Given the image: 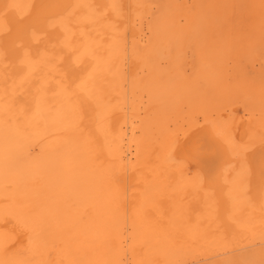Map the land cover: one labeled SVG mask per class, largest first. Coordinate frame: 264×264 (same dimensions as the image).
Instances as JSON below:
<instances>
[{
    "label": "bare ground",
    "instance_id": "6f19581e",
    "mask_svg": "<svg viewBox=\"0 0 264 264\" xmlns=\"http://www.w3.org/2000/svg\"><path fill=\"white\" fill-rule=\"evenodd\" d=\"M212 1L213 0H211V2ZM204 2L206 4L209 3L206 1ZM140 3L137 0H0V231H5L4 234L0 233V247L5 245L4 242L7 241L8 236L11 235L10 238L12 239L10 241H12V243L10 242V247L12 245L18 248L27 245V247L32 246V249H37L41 254L43 253L42 251H47L46 249L50 247L52 243L51 239L48 238L49 240H40L39 242L30 241L28 235L31 234L30 236L32 237V235L36 234V231L32 229L34 228L32 221L50 220V223H52L54 221L58 222L63 216H66L68 212L75 214V212L73 213V209L72 212H70L71 210L68 211L69 207L67 205L69 203L91 205L98 202L97 204L99 205L96 204L97 206L109 203L113 205L111 211L114 212V205H121L123 208L127 206L125 209L129 208L130 205H139L140 211L136 213L134 217L138 219L137 221H140V223L138 222L139 228L134 229L136 230V240L142 244L140 245L142 247L138 246L142 249L144 245L146 249L147 246L150 248V246H152L150 244L154 243L150 240L157 237L161 240L158 243H154L159 245L158 250H160L161 253L170 255L175 254L177 250L176 247L182 249L178 246L179 242L176 243L173 241V237L178 238L184 236L193 240L194 237H196L201 243H204V245L206 243L208 244L211 239L212 241L215 239L216 242L217 239H220L223 240L224 243L225 241L228 242V239L230 240L233 237L236 238L238 234L245 231L247 225L241 224L242 222L240 223V219L249 208L256 219L264 218L263 139L259 137V139L262 140L259 141L256 139V141H254V138L251 136L253 141L249 138L248 140H250V142H248V145L241 146L240 142L249 134V132L247 133L248 129L244 131L245 127L243 128V124L240 122L241 120L237 123L233 122L234 125L230 128V124L224 123L220 118L213 119L210 115L209 118H207L208 116L206 119L202 118L203 120L201 123H196V120L194 123L190 121L187 122L182 118L187 123L184 125L183 122H181L183 125L176 127L179 121L173 119H176L174 114L178 106L175 107V110L172 107V104H174L172 101H179L180 99H176L175 97L185 93L186 90L189 91L187 89L188 82L186 75L182 77V81L179 84L173 83L171 82L172 80L169 81V71L167 72L166 69L162 68L157 63L152 64L151 61H148L147 64L150 62L152 64L150 65L151 70H148V73L142 77L136 72L138 65L133 62L134 58L132 57V62L129 63L127 69L125 68L124 60L126 58V52L130 49L127 48L128 40H130V42L131 40H138L139 43V40L142 41L145 37L142 38L141 31L133 24L137 11L139 12L141 8L144 9L140 7ZM212 3L215 5L217 1ZM202 5H200L201 8L203 7ZM210 5L212 6L211 3ZM207 7L209 10L210 6H208V4ZM214 8H216V6ZM216 9L213 10L216 11ZM222 9L224 8L222 7ZM161 11L165 12V9ZM223 14L224 13H222L221 17ZM145 16L147 17V15ZM209 16H212V14ZM159 18V20H165L168 16L167 18L165 17V19ZM212 21L213 19L211 23ZM214 21L213 23H215ZM224 22L227 23V21ZM227 24L230 25V23ZM156 25L159 24L156 23ZM199 25H201V23ZM216 25L218 24L216 23ZM165 26L168 27L167 25ZM154 27L152 28L153 30ZM172 27L173 26H171V28ZM192 27L194 28V26ZM208 27H210V25ZM171 28L168 27L166 29L170 30ZM214 28H216V26ZM162 30L164 33V29ZM228 30V32H230L229 28ZM159 31H161V29H159ZM192 31L194 33V30ZM225 31L223 30V32ZM181 34L183 35V33ZM227 34L229 35V33ZM262 34L264 33L261 31V35ZM198 36L196 35V37ZM226 36H224V38ZM170 38L171 37L168 36V39ZM226 39L227 37L225 40ZM218 40L216 41L219 43L220 40ZM179 41L181 42L180 39ZM162 42L166 44L165 41ZM151 43L152 42H150V44ZM209 43L211 42L209 41ZM220 43L218 45H221ZM152 44L155 43L153 42ZM203 44L206 43L204 42ZM203 44H200V46ZM177 45L178 44L175 43V46ZM217 47L215 45L214 48L218 50L219 48L217 49ZM126 48L128 49L127 51ZM179 50L181 52L182 49L179 48ZM185 50H183V52H185ZM148 51L149 50H146L144 54ZM210 54L217 53L213 52ZM219 55L221 56V52ZM201 56H203L202 53ZM141 57L140 60L142 59ZM210 57L209 55V58ZM173 58L175 59V57ZM177 58L178 57H176V59ZM216 58H214L213 55L215 61L217 60ZM161 60L164 59L161 58ZM154 62L155 61H153V63ZM159 62L161 61H158V63ZM219 62H221L220 59ZM180 64L178 65L180 66ZM202 64L203 66L205 65L204 63ZM198 66L200 67L201 65ZM218 66L220 65L218 64ZM194 67L196 68L195 65ZM203 68H205V66ZM203 68L199 69V71ZM207 68L208 67H206V69ZM135 73L138 74L139 79L137 77V79L135 78ZM200 74L201 73H199V75ZM212 74H214V72H212ZM214 75L216 77V74ZM228 75L230 74L228 73ZM201 78L199 77V79ZM207 78L209 79V76H207ZM244 78H246V76ZM247 78L249 79V77ZM207 81L210 82L209 80ZM212 82L213 81H211V83ZM192 83L190 86H192ZM217 84L219 85V83H216V86ZM239 89L241 90V87ZM197 90L195 89L196 93ZM244 91H246V88ZM225 92H228L229 95V90ZM206 94H208V92ZM230 95L233 94L231 93ZM143 97H146V100L142 101ZM201 97H203V95ZM173 98H175V100H173ZM236 101L238 102V100ZM182 102H184V100ZM245 102L252 103L251 100ZM191 103L192 102H190V104ZM204 104L206 103L204 102ZM245 105L247 106V104ZM200 106L201 105H199V107ZM209 106L211 105L209 104ZM204 107L202 109H204ZM214 108L217 109L216 105ZM262 108L264 109V106ZM179 109L180 108H178V111ZM202 109L200 108L199 110ZM213 110L214 109H212V111ZM253 110H255V108ZM178 111H176V113H178ZM259 111L262 112L263 110ZM231 112L232 114L233 112L236 113L235 111ZM256 112L259 113L258 111ZM253 113H255V111ZM253 113H251L252 116ZM184 114L185 113H183V116ZM181 115L182 112L180 116ZM191 115L195 116L194 114ZM227 117L223 116V118ZM163 121L165 125L162 124ZM169 123L175 125V129H170V131ZM178 125L181 124L178 123ZM261 126H264V124ZM260 128L259 130L261 133L263 127ZM253 130L256 131L254 127L252 128V131ZM257 137L258 136H256V138ZM159 138H161V141H159ZM245 142H247V139ZM239 170H242V172L244 171L242 175L239 174ZM180 180L183 186H179L185 187L186 189L189 188L192 194L186 190L180 197L177 192L176 198L170 191H165L164 188H162L163 191L159 189L161 183H172L173 181ZM241 180L244 182L242 185ZM127 187H137L140 193H135L136 191L133 192L135 190L133 188L128 194V197L125 198L124 188ZM121 192H123V198L118 196V193ZM176 201H179L177 202L179 204H177ZM100 202L102 204H100ZM91 207L92 206H90V208ZM94 207H96L95 204ZM102 207L105 208L106 206L102 205ZM79 208H81V205ZM96 208L102 209L101 207ZM81 210L83 211L85 209ZM81 210L77 209L74 211L78 212ZM92 211L93 210H91V212ZM87 212L90 216L91 212L86 211V213ZM107 213L109 212L107 211ZM71 214H69V216ZM118 216L116 219L117 221L119 219ZM256 221L255 224H261L258 223V220ZM79 223L77 222V224ZM134 223H136L135 220ZM251 223L253 227L254 222L251 221ZM58 224L59 222L57 225ZM104 224L102 225L104 226ZM187 224H192V226L188 227ZM74 225H76V223ZM74 225L71 224L72 227ZM94 225L96 226V224ZM98 225L97 228L101 227H98ZM260 227L262 228V226ZM67 228H64V230ZM73 228H75V226ZM76 228L78 229L80 227ZM89 228L92 227L90 226ZM129 228L130 227H128V229ZM59 230L60 232L63 231V229ZM68 231L70 232V230ZM71 231L76 232L77 230L73 229ZM70 234L72 233L70 232ZM155 234H158L159 237L157 235L155 236ZM37 235L38 234H36L35 237H37ZM62 235L61 238L63 237V240L64 236ZM98 235L102 237L100 233ZM251 235L247 238H250ZM65 236L68 239V236ZM242 236H244V234ZM27 237L29 238L28 242ZM51 237L53 238V236ZM54 237L56 236L54 235ZM145 237L148 239L146 244L144 243ZM74 238H72V240ZM79 238L75 239L79 240ZM90 238L93 237L90 236ZM95 238L96 237H94V241ZM133 238L132 241L135 239ZM243 238L246 239L245 236ZM78 240H76V242ZM106 242L108 241L106 240ZM58 243H60L59 240ZM188 243L190 242H186V244ZM134 244L136 245L135 242L133 245ZM212 244L213 243H211V245ZM76 245H74V247ZM118 245L117 247L115 246L116 249ZM204 245H201V248H199L200 245H197L201 252L202 246ZM222 245L220 248L223 247ZM7 246L9 247V245ZM62 247L64 248V245H62ZM154 247L156 248L157 246ZM133 248L134 247H132V249ZM22 249L24 248L22 247ZM123 249L122 251H125ZM97 250L98 248L90 247V249L87 250L90 253L88 257L95 259V261H100L102 264H116L119 262L117 261L118 255L116 256L117 259L116 257L114 259V254L112 255L109 250L103 254H99ZM30 251L32 250L30 249ZM136 251L135 247L134 254L137 253ZM140 252L141 251L138 253L140 254ZM189 253L192 254L190 251ZM194 253L195 252H193V255H195ZM199 253L200 251H198V254ZM139 254H136V258H138L137 262L142 259L141 256L143 254H140V257L138 256ZM185 254L180 256L182 257L184 255L183 257H185ZM119 255L122 256L123 253L120 254L119 252ZM66 257H64L65 260L62 259V262L67 261ZM153 258L151 257V259ZM161 258L162 255L160 256V259ZM143 259H145L144 256ZM20 260L21 259H19V261ZM41 260L42 258L40 261ZM115 260L117 261L116 263ZM133 260H135V257ZM33 263L34 262H32V264ZM140 263L142 262L138 264ZM17 264L22 263L18 262Z\"/></svg>",
    "mask_w": 264,
    "mask_h": 264
},
{
    "label": "rangeland",
    "instance_id": "374dc122",
    "mask_svg": "<svg viewBox=\"0 0 264 264\" xmlns=\"http://www.w3.org/2000/svg\"><path fill=\"white\" fill-rule=\"evenodd\" d=\"M139 1V3L141 4L140 7H143L144 9H140L139 12L137 11L136 13V17H134V26L136 28H138L140 31H141V34H142V38L143 40L140 41L139 40V43H138V40H128V44H127V48L130 50H128L126 48V58L124 60V64H125V68L127 69L128 66H129V63L132 62V58L133 59V62L137 63V73L139 74V76H144L145 74L148 73V70H151L150 69V65L152 64H155L157 63L159 66H161L162 68L166 69L168 74H169V81L173 82V83H180L182 81V77L186 75V79H187V89L189 91L186 90L185 93H182V94H179L177 95L175 98L177 99H180L179 101L175 100V98H173V100L177 101H172L174 104H172L173 108L175 109L176 106H178L175 110L178 111V108L182 109L178 111V113H176L175 111V115L174 114V117L176 119H173V120H177L179 121L178 123H180L181 125H178V123L176 124V127H179V126H182L183 124L185 125V123L187 122H191V123H194L195 120H196V123H201L203 119H206L209 118L210 116L213 118V119H222V121L224 123H228L230 124V128H232L234 125V123H237L239 122H242L243 124V128H244V131L247 130V133L249 132V134H247V136H245L243 138V140L240 142V145L241 146H246L248 145V142H250V140H248L249 138H251V140L254 138V141L257 140H262L263 139V143H264V126H261L264 124V109L262 108L264 106V34L261 35V31L262 33H264V0H213L212 2H216L215 5L211 2V0H143V3H142V0H137ZM209 2L207 3L209 7V10H208V7H207V4L204 2ZM219 1V2H218ZM224 3H223V2ZM257 1V3H256ZM259 1V2H258ZM152 2V3H151ZM156 2V3H155ZM158 2V3H157ZM170 2V3H168ZM203 5H202V3ZM180 3V4H179ZM196 3H197V6H196ZM200 3V4H199ZM210 3L212 4V6L210 5ZM148 4V5H147ZM157 4V5H156ZM183 4V6H182ZM206 4V6H205ZM224 4V5H222ZM159 5V6H158ZM163 5V7H162ZM166 5V6H165ZM175 5V7H174ZM194 5V6H193ZM199 5V7H198ZM200 5H202L203 7L201 8ZM221 5V6H220ZM165 6V7H164ZM173 6V7H172ZM216 6V8H214ZM147 7V8H146ZM192 7V8H191ZM197 7V8H196ZM213 9H216L217 11V14H216V11L213 10ZM222 7L224 9H222ZM149 8H152V9H149ZM211 8V9H210ZM160 9V10H158ZM165 9V12L164 11H161V10H164ZM170 9V10H169ZM176 9V11H175ZM188 9V10H187ZM201 11H199V10ZM205 9V10H204ZM222 9V10H220ZM145 10V11H144ZM156 10V11H155ZM179 10V11H177ZM181 10V11H180ZM183 10H184V13H183ZM213 10V11H212ZM143 11V12H142ZM149 11V12H148ZM206 11V12H205ZM148 14H147V13ZM188 12V13H187ZM196 12H197V15H196ZM200 12V13H199ZM212 14V16H209ZM214 12V13H213ZM164 13V14H162ZM178 13V14H177ZM199 13V14H198ZM223 14V18L221 17V15ZM157 16H156V15ZM176 14V16H175ZM186 14V15H185ZM209 14V15H208ZM219 14V16H218ZM258 14V15H257ZM147 15V17L145 16ZM161 17V19H165V17L168 18L165 19V20H159L160 18L158 17ZM171 15V16H170ZM204 15V16H203ZM151 16V17H150ZM155 16V17H154ZM164 16V17H163ZM199 16V18H198ZM204 18H203V17ZM214 16V17H213ZM216 16V17H215ZM153 17V18H152ZM195 17V19H194ZM203 19H202V18ZM172 18V19H171ZM176 18V19H175ZM183 18V19H182ZM194 20H193V19ZM205 18H206V21H205ZM223 21H222V19ZM155 19V20H154ZM174 19V20H173ZM180 19V21H179ZM185 19V20H184ZM197 19H200V20H197ZM213 19V21L215 23H213L214 27L216 26V28L213 27L212 23H211V20ZM219 19V20H218ZM221 19V20H220ZM225 19V20H224ZM146 20V21H145ZM149 20V21H147ZM167 20V21H166ZM197 20V21H196ZM204 20V21H203ZM218 20V21H216ZM155 21V22H154ZM194 21V22H193ZM208 21V22H207ZM224 21H227V23H230L227 24L226 22ZM144 22V23H143ZM180 22V23H179ZM223 22V23H222ZM153 23H154V26H153ZM156 23H158L159 25H156ZM162 23V24H160ZM201 23V25H199ZM209 23V24H208ZM216 23L219 25H216ZM171 24V25H170ZM182 24H183V27H182ZM194 24V25H193ZM210 25V27L207 26ZM223 24V25H222ZM235 24V25H233ZM139 25V26H138ZM147 25V26H146ZM165 25H167L168 27L171 28V26H173L170 30L166 29L168 27H166ZM175 25V26H174ZM178 25V26H177ZM181 25V26H179ZM160 26V27H159ZM194 26V28L192 27ZM219 28H218V27ZM143 27V29H142ZM148 27V28H147ZM154 27V30L152 29ZM166 27V28H165ZM181 27V28H179ZM192 27V28H191ZM199 27V29H198ZM201 27V28H200ZM205 28V31H204V28ZM156 28H159L161 29V31H159V29H156ZM187 28V29H186ZM228 28L230 29V32H228ZM241 28V29H240ZM164 29V33L162 32ZM221 29V30H220ZM234 29V31H233ZM147 30V31H146ZM180 30V31H179ZM183 30V31H182ZM189 32H188V31ZM194 30V33L198 36L196 37V35L193 33ZM199 30V31H198ZM208 30V31H207ZM212 30V31H211ZM223 30L225 32H223ZM158 31V33H157ZM233 31V32H232ZM192 32V33H190ZM199 32V33H198ZM213 32V33H212ZM218 32V33H217ZM232 32V33H231ZM238 32V33H237ZM146 33V34H145ZM149 33V34H148ZM156 33V34H155ZM162 33V34H161ZM183 33V35L181 34ZM229 33V35L227 34ZM233 33H234V36H233ZM169 34V35H168ZM181 34V35H180ZM190 34V35H189ZM221 36H220V35ZM227 34V36H226ZM232 34V36H231ZM258 34V35H257ZM147 35V36H146ZM155 35V36H154ZM171 37L170 39H168V36ZM171 35V36H170ZM192 35V36H191ZM215 38H214V36ZM238 35V36H237ZM257 35V36H256ZM154 36V37H153ZM181 36V37H180ZM202 36V37H200ZM204 36V37H203ZM213 36V37H212ZM224 36L227 37V39L225 40ZM262 36V37H261ZM210 37V39H209ZM220 40H218L217 38ZM239 37V38H238ZM248 37V38H247ZM155 38V39H154ZM163 38V39H162ZM188 38H189V41H188ZM193 38V39H192ZM195 38V39H194ZM200 38V39H199ZM175 39V40H174ZM179 39L181 40V42L179 41ZM188 43H187V41ZM192 39V40H191ZM212 39H215V40H212ZM237 39V40H236ZM247 39V40H245ZM146 40V41H145ZM179 42H178V41ZM203 40V41H202ZM206 40V41H205ZM218 40L219 43L221 45H218L219 43L216 41ZM133 41V42H132ZM144 41V42H143ZM157 41V42H156ZM162 41H165V43H163ZM186 41V43H185ZM208 41V42H207ZM209 41L211 43H209ZM137 42V43H135ZM142 42V43H141ZM150 42H154L155 44H150ZM169 42V43H168ZM171 42V43H170ZM206 43V44H203V43ZM230 42V44H229ZM132 43V44H131ZM141 43V44H140ZM144 43V44H143ZM148 43V44H147ZM161 43V44H160ZM175 43L178 44L177 46H175ZM184 43V44H183ZM199 43V44H198ZM213 43H216V44H213ZM218 43V44H217ZM181 44V45H180ZM187 44V45H186ZM200 44H203L200 46ZM132 45H133V48H132ZM141 45V46H139ZM152 47H151V46ZM172 45V46H171ZM180 45V46H179ZM185 45V47H184ZM208 45V46H207ZM217 47L218 50H216L214 47ZM150 46V47H148ZM200 48H199V47ZM204 46V47H203ZM206 46V47H205ZM210 46V48H209ZM212 46H213V49H212ZM221 46V47H220ZM139 47V48H138ZM141 47V48H140ZM158 47V48H157ZM159 47H160V50H159ZM166 47V48H165ZM170 47V48H169ZM225 47V48H224ZM134 48H135V51H134ZM149 48V49H148ZM163 50H162V49ZM165 48V49H164ZM180 49L181 52H180ZM138 49V50H136ZM172 49V50H171ZM186 49V50H185ZM211 49V50H210ZM146 50H149L146 54H144V52ZM159 50V51H158ZM171 50V51H170ZM175 50V51H174ZM183 50H185V52H183ZM216 50V52H215ZM221 50V51H220ZM140 51V52H139ZM159 53H158V52ZM165 51V52H164ZM204 53H203V52ZM218 51V52H217ZM230 51V52H229ZM245 51V52H244ZM132 52V53H131ZM139 52V53H138ZM151 52V53H150ZM164 54H163V53ZM168 52V53H167ZM180 52V53H179ZM217 53V54H210V53ZM221 52V56L219 55ZM143 53V54H141ZM167 53V54H166ZM175 53V54H174ZM183 53L184 54V57H183ZM201 53L203 56H201ZM230 53V54H229ZM128 54V55H127ZM135 54V56H134ZM139 54V55H138ZM166 54V55H165ZM187 54V55H186ZM200 56H199V55ZM211 56L209 58V55ZM129 55H132V56H129ZM163 55V56H162ZM181 55V56H180ZM207 57H205V56ZM213 55H214V58L218 57L220 59L221 62H219V59L216 58L217 60L215 61V59H213ZM137 56V57H136ZM143 56V57H141ZM146 56V58H145ZM150 56V57H149ZM152 56V57H151ZM154 56V57H153ZM164 59V60H161V58ZM165 56V57H164ZM179 56H180V59H179ZM220 56V57H219ZM248 58H247V57ZM132 57V58H131ZM140 57L142 58L141 61L140 60ZM148 57V58H147ZM164 57V58H163ZM168 57V58H167ZM175 57V59L173 58ZM176 57H178L176 59ZM203 59H202V58ZM141 61H139L138 60ZM160 58V59H159ZM172 58V59H171ZM184 58V59H183ZM222 58V60H221ZM224 58V59H223ZM146 59V60H145ZM148 59V60H147ZM210 59V61H209ZM187 60V61H186ZM227 60V61H226ZM128 61V62H127ZM148 61H151L150 63L147 64ZM153 61H155L153 63ZM158 61H161L158 63ZM164 61V62H162ZM167 61V62H166ZM177 61V62H176ZM186 63H184V62ZM199 61V62H198ZM214 61V62H213ZM175 62V63H174ZM179 62V63H178ZM196 62V63H195ZM199 64H198V63ZM220 66H218V64ZM128 63V65H127ZM139 63V64H138ZM174 63V64H173ZM182 63V64H180ZM204 63L205 65V68H203V64ZM215 63V64H214ZM161 64V65H160ZM177 64V65H176ZM180 64V66L178 65ZM140 65V67H139ZM145 65V67H144ZM173 65V66H172ZM194 65L196 66V68L194 67ZM198 65H201L200 67ZM175 66V67H174ZM192 66V67H191ZM198 66V67H197ZM212 66V67H211ZM179 67V68H178ZM206 67H208L206 69ZM211 67V68H210ZM168 68V69H167ZM203 68L202 70L199 71V69ZM209 68H210V71H209ZM214 68V69H213ZM139 70V71H138ZM146 70V71H145ZM180 70V71H178ZM208 70V71H206ZM170 71H176L175 73L174 72H170ZM178 71V72H177ZM187 71V72H186ZM212 72H214V74H216V77L214 74H212ZM135 73V78L137 77L139 79V76L138 74ZM142 73V74H141ZM173 73V74H172ZM177 73V74H176ZM187 73V74H186ZM199 73H201L199 75ZM211 73V74H209ZM228 73L230 75H228ZM245 73V74H244ZM171 74V75H170ZM233 74V75H232ZM180 75V76H179ZM192 75V76H191ZM205 75V76H204ZM178 76V77H177ZM201 79H199V77ZM207 76H209V79L207 78ZM246 76V78H244ZM175 77V78H174ZM225 77V78H224ZM228 77V78H227ZM249 77V79L247 78ZM136 78V79H137ZM211 78V80H210ZM213 78V79H212ZM176 79V80H174ZM203 79V80H202ZM220 79V80H219ZM224 79V80H223ZM247 81H246V80ZM174 80V81H173ZM178 80V81H177ZM197 80H198V84H197ZM205 80V81H204ZM207 80H209L210 82H208ZM193 83H192V82ZM211 81L213 82L211 83ZM218 81V82H217ZM221 82V83H220ZM192 83V86H190ZM216 83H219V85L217 84L216 86ZM211 84V85H210ZM237 86H236V85ZM199 85V86H198ZM235 85V86H234ZM243 85V86H242ZM198 86V87H197ZM213 86H216V87H213ZM223 86V87H222ZM233 86V87H232ZM241 87V90L239 89ZM202 87V88H201ZM213 87V88H212ZM219 87V88H217ZM242 87H245L246 88V91L245 88H242ZM209 88V89H208ZM224 88V89H223ZM251 88V89H249ZM195 89L197 90V93L195 91ZM210 91H208V90ZM244 89V90H243ZM200 90V91H199ZM208 94H206L207 92ZM224 90V92H223ZM229 90V95H228V92H225V91H228ZM237 90H240V91H237ZM252 90V91H251ZM192 91V92H191ZM194 91V92H193ZM212 91V92H211ZM217 91V92H216ZM191 92V93H190ZM199 92V93H198ZM204 92V94H203ZM247 92V93H245ZM196 93V94H195ZM203 97H201L202 95ZM233 94V95H230V94ZM238 93V94H237ZM243 93V94H242ZM194 94V95H193ZM206 94V95H205ZM226 94V95H225ZM234 94H235V97H234ZM243 96H241V95ZM247 94V95H246ZM250 94V95H249ZM263 94V95H262ZM183 95V96H182ZM200 95V96H198ZM255 95V96H254ZM180 96V97H179ZM194 96V97H192ZM209 96V97H208ZM212 96V97H211ZM218 96V97H217ZM183 97V99H182ZM229 97V98H228ZM238 97V98H237ZM240 97H241V100H240ZM201 98V99H200ZM215 98V99H214ZM220 98V99H219ZM246 98V99H245ZM251 100L252 103L250 102H245V101H250L249 99ZM262 98V99H261ZM203 99V100H202ZM205 99V100H204ZM146 100V97H143L142 98V101ZM184 100V102H182ZM217 100V101H216ZM238 100V102L236 101ZM186 101V102H185ZM201 101V102H200ZM209 101V102H208ZM213 104H212V102ZM234 101V102H232ZM260 101V102H259ZM262 101V103H261ZM146 102V101H145ZM184 104H182V103ZM190 102H192L190 104ZM204 102L206 104H204ZM228 102V103H226ZM232 103V106H231V103ZM176 103V105H175ZM188 103H189V106H188ZM199 103V104H197ZM216 103V104H215ZM225 103V104H224ZM247 104V106L245 104ZM256 105H255V104ZM258 103V104H257ZM261 103V104H260ZM181 104V105H180ZM209 104L212 106H209ZM216 105V108L215 109V105ZM219 104V105H218ZM235 104V105H234ZM249 104V105H248ZM260 104V105H259ZM199 105H201L199 107ZM228 105V106H227ZM255 105V106H254ZM180 106V107H179ZM193 106V107H192ZM196 106V108H195ZM205 106V107H204ZM208 106V107H207ZM250 106V107H249ZM262 106V107H261ZM191 109H189V108ZM204 107V109H202ZM237 107V108H236ZM249 107V109H248ZM194 110H193V109ZM202 109V110H199V109ZM207 108V110H206ZM223 108V109H222ZM251 108V109H250ZM255 108V110H253ZM188 109V110H187ZM212 109H214L212 111ZM232 109V110H231ZM258 109V110H257ZM198 110V111H196ZM228 112H227V111ZM244 110V112H243ZM259 110H263L262 112H260ZM188 111V112H187ZM195 111V112H193ZM207 111V112H206ZM231 111H235L236 113L232 112ZM255 111V113H253ZM256 111H258L259 113H257ZM182 112V115L180 116ZM192 112V113H191ZM250 112V113H249ZM183 113L184 116H183ZM194 114L195 116L191 115V114ZM208 113V114H207ZM249 113V115H248ZM253 113V116L252 114ZM200 114V115H199ZM204 114V116H203ZM224 114V115H223ZM231 114V115H230ZM198 117H197V116ZM210 115V116H209ZM214 115V116H212ZM224 117H227V118H223ZM227 115V116H226ZM258 115V116H257ZM261 115V116H260ZM179 118H177V117ZM203 116V117H202ZM248 116V117H247ZM180 117H181V120H180ZM194 117V118H193ZM205 117V118H204ZM185 120H183V119ZM188 118V120H187ZM199 118V119H198ZM203 118V119H202ZM247 118V119H246ZM191 119V120H189ZM194 119V120H193ZM198 119V120H197ZM228 119V120H226ZM243 119V120H242ZM245 120V121H244ZM183 122V124L181 123ZM234 122V123H233ZM247 122V123H246ZM246 123V124H245ZM254 123V124H253ZM163 125H165V122L163 121L162 123ZM261 124V125H260ZM169 130H173L175 129V125L173 124H170L169 123ZM255 128L256 131H252V128ZM260 127H263L262 130H261V133H260V130L261 129ZM250 128H251V131H250ZM170 130V131H171ZM256 132V133H255ZM263 132V133H262ZM255 134V136H254ZM257 134V135H256ZM260 135V136H259ZM253 138H252V137ZM256 136H258L256 138ZM263 136V137H262ZM247 137V138H246ZM259 137H261L262 139H259ZM247 139V142H245V140ZM159 141H161V138H159ZM253 141V140H252ZM245 142V143H244ZM247 143V144H246ZM239 174L242 175V170H239ZM239 175V176H240ZM182 181H173L172 183L170 182H166V183H161L160 185V191H163L162 188H164L165 191H170V193L172 195H174V197L177 198V195L176 193L181 197L182 194H184L186 192V190L188 192H190V189L189 188H185V187H181L179 185H182L181 184ZM244 182L241 180V185L243 184ZM184 184V183H183ZM165 185V186H164ZM177 185V186H176ZM183 186V185H182ZM128 188V189H127ZM127 188H124V194H125V198L128 197V194L130 193V191H132V189L134 188L135 190L133 192L135 193H140L139 190H137V187H127ZM179 188V189H178ZM130 189V190H129ZM168 189V190H167ZM174 190V191H173ZM182 190V191H181ZM185 190V191H183ZM138 191V192H137ZM180 191V193H179ZM190 194H192L190 192ZM118 196L119 197H122L123 198V192L121 193H118ZM178 196V197H179ZM117 197V198H119ZM179 197V198H180ZM179 202V201H176V203ZM98 203V202H97ZM97 203H94L96 207H101L102 209L100 210V208H96L94 207V204H74V203H69L67 206L69 207L68 211L71 210L70 212H72V209H73V213L75 212V214H71V213H67L66 216H63L62 219H60L58 222H59V227L57 225V221H54L52 223H50V220H42V221H38V220H35V221H32V224L34 225V228L33 231H36L35 233L36 234H40L39 236L36 234L32 235V237L30 235H28V237H30V241L33 240L32 242H39L40 240H49L51 239L52 243L50 245V247H48L46 250L47 251H42L43 253L41 254L40 251H38L37 249L33 248L32 249V246H28L25 245L24 246H21V247H13L11 245L10 247V244L12 243V241H10L12 238L11 235L8 236V240L5 241V245H3L2 247H0V264H17L18 262L19 263H24V264H32V262L36 263V264H102L100 261H95V259H92L89 256V251H87L88 249H90V247L92 248H98V253L99 254H103L105 253L107 250H109L111 252V254L113 255L114 259L116 257L117 262L115 260V263L117 262L118 264H138L139 262H142V263H147V264H264V218H259V219H256L254 217V215L252 214V211L251 209L249 208L247 210V212L244 213L243 217L239 220L241 224L243 225H247V227L245 228V231L241 232L240 234L237 235V237H233L231 238V242L230 240L228 239V242L225 241L223 243V240H220V239H217V242L215 241V239L210 242H208V244L206 243L204 245V243H201L200 240H198V238L194 237V240L191 239V238H186L184 236H180L178 238H174L173 237V241H175L176 243H178V246L181 247L182 249H178L176 247V251H175V254L173 255H170V254H164V253H161L160 250H158L159 248V245L158 244H154V243H158L160 240V238L158 239L157 237H154L152 236L153 239H151L150 241H153L154 243H151L150 241V248H148L147 246V249L146 247L143 246V249L140 248L142 246V244H140V242L138 240H136V230L134 229H138L139 228V223L140 221H137L138 219H135V214L138 213L140 211V206L139 205H130V209L127 208L125 209L127 206H125L124 208L121 207V205H114V211H111V207L113 208V205L107 203V204H102L100 202V204H102L103 206H106L105 208L101 206H97L99 204ZM97 204V205H96ZM179 204V203H177ZM81 205V208H79ZM89 205V206H88ZM72 206V208H71ZM75 206V207H74ZM83 206V207H82ZM90 206H92L90 208ZM88 207V208H87ZM108 207V208H107ZM87 208V210H86ZM96 208V209H95ZM116 208V209H115ZM81 210V209H85L86 211H90L93 210L92 212L94 213H90V216L88 214V212L86 213L85 210H81V211H74V210ZM129 209V211H128ZM96 210V211H95ZM103 210V211H102ZM127 210V211H126ZM100 211V212H99ZM107 211L109 213H107ZM127 215H126V213ZM80 212V213H79ZM103 212V213H102ZM105 212V213H104ZM124 212V213H123ZM130 213V216L134 219H132L130 216L128 217L129 213ZM77 213V214H76ZM79 213V214H78ZM69 214H71L69 216ZM134 214V215H133ZM251 214V215H250ZM94 215V216H92ZM119 215V216H118ZM125 215V216H124ZM72 216V217H71ZM115 218H114V217ZM117 216H118V221L116 220L117 219ZM124 218L127 217V218ZM73 218V219H72ZM137 218V217H136ZM99 219V220H98ZM128 221H127V220ZM77 220V221H76ZM96 220V221H95ZM122 220V221H120ZM126 220V222H125ZM134 220L136 221V223H134ZM243 220V221H242ZM256 220H258V223H261L260 225L259 224H255V222H257ZM262 220V222H261ZM80 221V223H79ZM92 221V222H91ZM100 221V222H99ZM152 221V220H151ZM252 222H254V226L252 227ZM72 222V223H71ZM77 222L79 224H77ZM139 222V223H138ZM76 223V225H74ZM99 225H98V224ZM105 223V224H104ZM118 223H119V226H118ZM122 225H121V224ZM124 223V224H123ZM127 225H126V224ZM132 223V224H131ZM206 223V222H204ZM263 223V224H262ZM67 224V225H66ZM71 224H73L75 226V228H73L71 226ZM92 224V225H91ZM96 224V226L94 225ZM104 224V226L102 225ZM133 224H136V225H133ZM97 225L99 228H97ZM116 225V226H115ZM134 227V228H132ZM206 225V224H205ZM256 225V226H255ZM259 225V227H258ZM62 226V227H61ZM68 226V228H67ZM92 227V228H89V227ZM138 226V227H136ZM187 226H192V224H187ZM262 226V228L260 227ZM36 227V228H35ZM49 227V229H48ZM51 227V228H50ZM55 227H56V230H55ZM72 227V228H71ZM76 227H80V228H76ZM123 227V228H121ZM128 227H130L128 229ZM204 227V226H203ZM251 227V228H250ZM258 227V228H256ZM43 228V229H42ZM54 228V229H53ZM64 228H67L66 230H64ZM95 228V229H94ZM107 228V229H106ZM126 228V229H125ZM253 228V229H252ZM260 228V229H259ZM35 229V230H34ZM44 231H42V230ZM59 229H63L62 232H60ZM77 230L76 232H72L71 230ZM101 231H99V230ZM125 231H124V230ZM133 229V230H132ZM255 229V230H254ZM258 229V230H257ZM41 230V231H39ZM54 230V231H53ZM70 230V232L72 234H70V232L68 231ZM95 230V231H94ZM103 230V231H102ZM122 232H120V231ZM201 230V229H200ZM247 230V231H246ZM251 230V231H250ZM263 230V231H261ZM56 231V232H55ZM65 231V232H64ZM68 233H67V232ZM124 231V233H123ZM127 231V232H126ZM4 230L0 231V233L4 234ZM8 232V231H7ZM41 232V233H40ZM47 234V238H46V234ZM58 232V233H57ZM120 232V233H119ZM252 232V233H250ZM258 232V233H257ZM260 232V233H259ZM49 233V234H48ZM63 233V235H62ZM66 233V234H64ZM77 233V234H76ZM86 233V234H85ZM91 233V235H90ZM100 233L101 236H99L98 234ZM128 233V234H127ZM198 233V232H197ZM257 233V234H256ZM263 233V234H262ZM43 234V235H42ZM76 234L75 238H79L78 239H75L74 238V235ZM95 234V235H94ZM97 234V235H96ZM130 234V235H129ZM133 234V235H132ZM192 234V233H191ZM244 234L245 238L244 239L242 236ZM252 234V235H251ZM54 235L56 237H54ZM61 235L64 236V239L62 240L61 238ZM68 236V239L66 238V236ZM71 235V236H70ZM87 235V237H86ZM112 235V236H111ZM128 235V236H127ZM158 236V234H155V236ZM250 238H247L249 237ZM53 236V238L51 237ZM79 236V237H78ZM84 236V237H83ZM93 237V238H90ZM98 236V238H97ZM131 236V237H129ZM135 238H133V237ZM216 236V235H215ZM27 237V242H28V238ZM74 238L72 240V238ZM94 237L95 238V241H94ZM159 237V236H158ZM191 237V236H190ZM239 237V238H238ZM243 239H242V238ZM7 238V237H5ZM10 238V239H9ZM34 238H35V241H34ZM37 238V239H36ZM49 238V239H48ZM61 238V239H60ZM83 238V239H82ZM113 238V239H112ZM128 238V239H127ZM132 238L134 239L132 241ZM158 240H156V239ZM239 241H238V239ZM242 240H241V239ZM57 239V240H55ZM67 239V241H66ZM71 239V241H70ZM100 242H99V240ZM111 239V240H110ZM116 239V240H114ZM234 239H235V242H234ZM237 239V241H236ZM37 240V241H36ZM58 240L60 243H58ZM69 240V241H68ZM76 240H78L76 242ZM98 240V241H97ZM104 240V241H103ZM106 240L108 242H106ZM147 240V241H146ZM170 240V239H169ZM168 240V241H169ZM187 240V241H185ZM193 240V241H192ZM114 241V242H113ZM122 241V243H121ZM220 241V242H219ZM7 242V243H6ZM11 242V243H10ZM62 242V243H61ZM98 242V243H97ZM102 242V244H101ZM112 244H111V243ZM135 242L136 245L133 243ZM148 242V239H146V237L144 238V243L146 244ZM186 242H190L188 244H186ZM195 242V243H194ZM223 246L222 248L221 245ZM227 242V243H226ZM234 242V243H233ZM66 243V244H64ZM70 243V244H69ZM77 245H76V244ZM98 246H97V244ZM104 243V245H103ZM110 243V244H109ZM114 243V245H113ZM119 243V245H118ZM121 243V244H120ZM132 243V244H131ZM211 243H213L211 245ZM215 243V244H214ZM232 243V244H231ZM61 244V246H60ZM73 244V246H72ZM186 244V246H185ZM191 244V246H190ZM193 244V245H192ZM219 246H218V245ZM9 245V247L7 246ZM62 245H64V248L62 247ZM66 245V246H65ZM71 245V246H70ZM74 245H76L74 247ZM111 245V246H110ZM118 245V248L116 249ZM140 247H139V246ZM199 248H201V245H204L202 246V252L201 250H199ZM207 245V246H206ZM215 245V247H214ZM217 245V247H216ZM228 245V246H227ZM230 245V246H229ZM104 248H102V247ZM116 246V247H115ZM126 246V247H125ZM128 246V247H127ZM154 246H157L156 248ZM190 246V247H189ZM197 246V247H196ZM209 248L212 247V248ZM225 246V247H224ZM22 247L24 249H22ZM31 247V248H30ZM69 247V248H68ZM100 247V248H99ZM111 247V248H110ZM124 247V249H123ZM132 247H134L132 249ZM135 247H136V252L134 254V251H135ZM185 247V248H184ZM194 249H193V248ZM219 247V248H218ZM32 251H30V249ZM73 248V249H72ZM76 248H77V252H76ZM138 248V249H137ZM190 248V249H189ZM206 248V249H205ZM60 252H59V250ZM71 249V250H70ZM125 250V251H122ZM142 249V250H140ZM192 253L190 254L189 251ZM193 249V250H192ZM197 249V250H196ZM206 252H205V250ZM20 250V251H19ZM25 250V252H24ZM65 250V251H64ZM75 250V251H73ZM128 252H127V251ZM133 250V251H132ZM144 250V251H143ZM148 250V251H147ZM195 250V251H194ZM210 250V251H209ZM62 251V252H61ZM74 253H73V252ZM82 251V252H81ZM123 253L122 256L119 255V252L120 254ZM140 252V254H144L141 256L138 252ZM188 252V253H184V252ZM195 252L193 255V252ZM198 251H200V253L198 254ZM204 251V252H203ZM208 251V252H207ZM48 256H47V254ZM143 252V253H142ZM181 252H183L182 254H185L186 256L185 257H181L180 254ZM210 252V253H209ZM29 253V255H28ZM35 253V254H34ZM76 254V255H72V254ZM88 253V254H86ZM124 253H125V256H124ZM10 254V255H8ZM81 254V255H80ZM136 254H139L138 256L142 257V261H138V258H136ZM148 254V255H147ZM190 254V255H189ZM60 255V256H59ZM63 255V257H62ZM65 255V256H64ZM83 255V256H82ZM130 255V256H129ZM151 255V256H150ZM162 255V258L160 259V256ZM169 255V256H167ZM179 255V256H178ZM26 256V257H25ZM40 256V257H39ZM67 256V257H66ZM120 256V258H119ZM128 256V257H126ZM143 256L145 257V259H143ZM167 256V257H166ZM8 257V258H7ZM24 257V259H23ZM39 257V258H38ZM64 257L67 258V261H63L62 262V259H64ZM76 257V258H75ZM135 257V260H133V258ZM151 257L153 259H151ZM42 258V260L40 261V259ZM54 258V260H53ZM57 258V259H56ZM60 262H59V260ZM128 258V259H127ZM157 258V259H156ZM166 260H164V259ZM168 258V259H167ZM14 259V260H13ZM19 259H21L19 261ZM23 259V260H22ZM39 259V260H38ZM4 260V261H3ZM37 260V261H36ZM56 260V261H55ZM65 260V259H64ZM122 260V261H121ZM150 260V261H149ZM158 260V261H157ZM162 262H160V261ZM9 261V262H8ZM23 261V262H22ZM43 261V262H42ZM121 261V263H120ZM144 261V262H143ZM16 262V263H15ZM99 262V263H98ZM137 262V263H135ZM33 263V264H34ZM116 263V264H117ZM140 263V264H142ZM106 264V263H104Z\"/></svg>",
    "mask_w": 264,
    "mask_h": 264
}]
</instances>
